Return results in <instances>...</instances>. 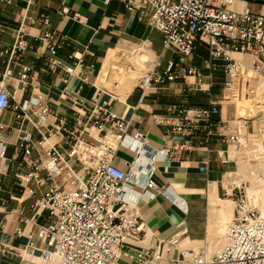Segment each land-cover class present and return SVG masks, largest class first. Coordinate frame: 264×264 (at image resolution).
Returning <instances> with one entry per match:
<instances>
[{"label":"built area","instance_id":"built-area-1","mask_svg":"<svg viewBox=\"0 0 264 264\" xmlns=\"http://www.w3.org/2000/svg\"><path fill=\"white\" fill-rule=\"evenodd\" d=\"M16 1L0 3L11 5ZM33 1L29 0L28 5ZM232 5L233 0H128L126 9L136 12L158 31L163 49L176 56L161 71L156 61L152 70L140 77L142 94L187 77H195L194 87L201 90L203 70L210 74L222 70L231 80L253 77L264 94V17L246 8L233 10ZM61 13L68 15V10ZM23 18L40 29L34 38L39 43L35 60L41 61L42 67L38 68L35 61H25L24 54L31 48L26 26L21 22L14 43L0 53V113H18L16 120L29 122L41 136L36 140L30 131L20 130L15 145L19 157L11 163L13 177L22 189L20 200L36 194L40 197L31 205L32 218L18 210L5 213L9 220L0 215V258L18 257L19 264H120L124 240L139 239L143 230L136 207L140 194L129 187L132 173L143 175L144 189L157 190L152 179L153 162L178 160L183 152L207 148L221 124L213 119L219 114L218 104L153 116V123L163 134L162 147L154 149L145 143L144 133H131L130 124L112 111L114 97L101 99L104 90L96 88L89 100L69 90L70 80L79 78L85 82L83 76L93 65L85 66L79 53L73 55L72 64L58 57L65 39L50 29L47 16ZM75 18L79 19L77 15ZM197 46L205 48L208 54L202 69L185 65ZM234 55L247 57L250 64H243ZM58 73L66 86L62 97L75 117L70 129L64 120L53 117L39 91V74ZM13 83L19 84L20 91L29 88L30 98L18 103L17 90L9 91ZM51 119L54 125L43 134ZM240 138L237 132L227 140L237 150ZM8 146L0 141V161L6 159ZM123 147L138 156L129 173L115 165L117 153ZM38 149V159H31L32 151ZM247 191L248 183L240 179H233L230 188L224 189L222 197L233 202L234 213L225 227L222 245L213 252L206 248L197 252L181 250L180 238L176 236L154 241L136 251L135 263L264 264V198L261 194L250 197ZM3 193L2 177L0 197ZM44 213L45 223H39L38 218ZM15 218L31 230L26 234L24 227L12 230ZM10 231L15 237L26 235L28 243L22 252L2 242V236ZM175 251L178 258H173Z\"/></svg>","mask_w":264,"mask_h":264},{"label":"crops","instance_id":"crops-1","mask_svg":"<svg viewBox=\"0 0 264 264\" xmlns=\"http://www.w3.org/2000/svg\"><path fill=\"white\" fill-rule=\"evenodd\" d=\"M28 1L17 0L11 5L0 3V53L14 43L16 30L22 22L31 48L24 54L25 61H35L41 68L42 62L35 60L39 43L34 40L40 29L23 17L47 16L50 29L65 39V46L58 57L72 64L73 55L79 53L83 55L85 66L93 65V69L83 76L85 82L73 78L68 89L87 100L92 98L96 88L104 90L101 99L109 100L110 95L114 97L112 111L130 124L131 133H144L148 146L160 149L163 145L162 131L153 123V116L187 107L218 104L219 114L213 119L221 124L207 148L183 152L178 160L170 158L153 162L152 179L157 190L144 189L143 175L132 173L129 187L140 194L136 207L143 230L139 239L124 240L119 263L136 264V251L154 241H166L176 236L180 238L181 250L197 252L206 248L213 252L220 247L225 227L234 213L233 202L222 197L224 189L230 188L233 179L248 183L250 197H256L255 194H260L264 188V94L260 92L257 81L250 76L231 80L222 70L211 74L203 70L205 78L201 90L194 87L195 77H187L142 94L140 77L152 70L156 61L160 63L161 71L166 62L176 59V56L163 49L162 35L158 31L136 12L126 9L128 0H34L31 5ZM231 8L236 11L246 8L252 14L264 17V0H233ZM63 9L68 10V15L61 13ZM207 56L206 49L197 46L185 65L202 69ZM234 58L245 65L250 64L247 57L234 55ZM128 66L131 71H127ZM39 82L43 104L53 117L64 120L66 127L72 128L75 117L62 97L66 87L62 75L39 74ZM13 88L17 90L18 103L30 98L29 88L20 91L18 83H13L9 91L13 92ZM17 115L13 111L0 113V141L9 144L6 159L0 161V178H4L5 190L0 197L3 202L0 201V215L7 220L10 216L5 213L16 210L32 218L31 205L40 197L36 194L20 200L22 189L13 177L11 163L19 157L15 145L20 130L30 131L36 140L41 138L29 122L17 121ZM31 119L34 121L35 117L31 116ZM53 121L50 120L43 134L51 129ZM237 132L240 133L241 144L236 150L227 139ZM40 151H32L31 159H38ZM137 159V154L123 147L117 153L115 165L129 173ZM45 220L46 213L38 218L39 223H45ZM17 226L24 227L15 218L12 230ZM30 230L26 227L25 234ZM25 234L15 237L10 231L1 240L22 252L28 243ZM173 258H178L177 251ZM19 261L18 257L0 258V264H19Z\"/></svg>","mask_w":264,"mask_h":264},{"label":"rangeland","instance_id":"rangeland-1","mask_svg":"<svg viewBox=\"0 0 264 264\" xmlns=\"http://www.w3.org/2000/svg\"><path fill=\"white\" fill-rule=\"evenodd\" d=\"M125 81V80H124ZM124 81H122V83L124 82ZM264 110V109H263ZM260 194H261V196L264 198V188L260 191ZM259 193H256L255 195L256 196H259L260 195ZM251 195H254V193H251ZM37 262V261H36ZM38 263V262H37Z\"/></svg>","mask_w":264,"mask_h":264},{"label":"bare ground","instance_id":"bare-ground-1","mask_svg":"<svg viewBox=\"0 0 264 264\" xmlns=\"http://www.w3.org/2000/svg\"><path fill=\"white\" fill-rule=\"evenodd\" d=\"M250 189V188H249ZM259 189V188H258ZM251 190V189H250ZM251 193H254V192H251Z\"/></svg>","mask_w":264,"mask_h":264}]
</instances>
